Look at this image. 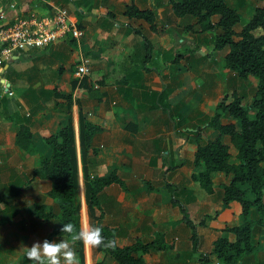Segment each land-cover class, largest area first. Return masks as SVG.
I'll return each instance as SVG.
<instances>
[{"label":"crops","instance_id":"1","mask_svg":"<svg viewBox=\"0 0 264 264\" xmlns=\"http://www.w3.org/2000/svg\"><path fill=\"white\" fill-rule=\"evenodd\" d=\"M130 4L151 11L152 23L128 16ZM56 9H65L68 21L83 31L80 46L67 32L43 48L15 50L0 65V264H32L25 247L62 239L52 235L60 222L59 217H49L60 214V209L49 195L51 181L36 171L41 155L50 153L45 138L69 122L77 150L78 229L92 225L79 152L80 111L99 127L92 138L95 159H86L89 174L102 177L113 172L120 180L98 194L100 223L115 231L117 245L159 237L162 249L136 254L143 257L142 264H222L214 255L208 259L204 255L222 235L233 242L234 233L222 231L242 224L245 217L238 201L223 203L222 187L230 175L212 172L211 191H207L194 178L203 168L195 166L194 158L199 145L218 140L229 147L230 164L239 163L230 136L209 124L217 104L235 89L227 93L217 87L212 96L195 95L199 99L195 107L189 105L192 98L184 102L191 89L201 86L197 82L201 73L194 74L191 66L190 72L183 68L196 52L185 46L200 49L205 40L196 19L176 17L168 0H0V26L32 14L54 18ZM81 57L91 89L77 96L73 83L84 76L79 79L74 73ZM44 63L47 71L41 68ZM12 85L19 86L21 96L14 97ZM53 89L70 93L71 104L53 95ZM220 121L237 123L226 113ZM21 126L31 133L30 149L17 144ZM259 217L250 208L246 218L254 221V250L236 264H264L257 256L259 249L264 250V216L261 222ZM74 247L80 264H118L97 249L81 243Z\"/></svg>","mask_w":264,"mask_h":264},{"label":"trees","instance_id":"2","mask_svg":"<svg viewBox=\"0 0 264 264\" xmlns=\"http://www.w3.org/2000/svg\"><path fill=\"white\" fill-rule=\"evenodd\" d=\"M262 5L254 7L249 20L238 31L241 16L236 8L226 0H168L172 12L176 17L192 16L199 25V32L218 28L213 38L214 50L224 49V66L233 72L234 76L251 85L253 95L246 105H243V96L232 91L225 95L217 104L215 113L210 117L209 124L219 134L230 136L231 149L239 160L238 164H230L231 152L229 147L220 141L208 142L199 145L195 153V166L203 168L195 172L194 178L207 191H211L210 175L214 171H223L230 175V180L222 187V200L226 205L232 200L242 206L244 222L237 226L225 227L222 232H232L235 235L233 242L224 235L218 237L212 250L204 255H214L222 264H236L254 250L252 243V226L254 221L246 218L250 208L254 207L259 217L264 216V0ZM130 17L142 18L149 23L153 21V13L149 10H140L133 4L126 8ZM213 17L216 20L213 21ZM188 26L192 27L191 24ZM186 28V27H185ZM83 78V77H82ZM77 86L76 95L81 96L83 91L91 89L86 76L73 83ZM73 87V89H74ZM71 104L72 95L57 93ZM234 118V124H221L223 114ZM79 152L82 162L84 180V194L88 215L92 226H100L105 238L115 237V231L100 223L101 212L98 205L99 192L111 182H120L115 173L106 176L90 175L86 159L94 161L96 148L92 145V138L99 127L86 120L82 111L79 112ZM31 133L26 126H21L17 134V144L24 149L32 146ZM50 148L48 155H41L39 168L36 173L51 181L49 195L56 201L60 209L57 229L52 235L67 236L61 232L63 223H73L78 229V205L74 203V193L78 189V165L75 133L72 125L67 124L54 134L45 138ZM92 159V160H91ZM36 175V174H35ZM40 209H43L40 207ZM51 214V213H50ZM46 216H49L45 214ZM193 247L196 248V239L193 233ZM82 244V243H81ZM163 244L157 237L150 242L135 241L132 245L112 249L96 248L114 259L118 264H142L143 257L136 254H145L151 249H162Z\"/></svg>","mask_w":264,"mask_h":264},{"label":"rangeland","instance_id":"3","mask_svg":"<svg viewBox=\"0 0 264 264\" xmlns=\"http://www.w3.org/2000/svg\"><path fill=\"white\" fill-rule=\"evenodd\" d=\"M226 1L229 5L236 8L237 11L239 12V15L241 16V20L239 24H237L235 27L236 31H238L240 27L249 20V18L252 15L254 7H259L262 5L260 0H226ZM218 31H219L218 28H214L199 32L200 34H202V36H205L204 42L200 43V45L202 44L200 49H195L194 47H190V45L185 46L186 49L196 51L195 55L192 57L193 59L192 62L190 64L187 63L186 65L183 66V68L186 70L185 72H188L189 67L191 66L190 68L193 70L194 74L201 73L200 79H197V82L201 83V86L196 90L191 89L192 95L184 96L185 97L184 102L187 104L190 102V101L188 102V100L192 98L191 100L193 102L189 104L191 107L192 106L195 107L196 105L195 102H199V99L196 98L195 95L197 97H200V94L202 96L206 94L212 96L211 94L214 93L215 88L217 87H222L224 92L227 93L235 89V91H237L239 95H242L244 97L243 103L245 104L243 105H246L247 101H249L252 97L253 93L251 94L248 92L249 90L251 91L252 88L251 85L248 84V82H245L237 78V76L235 77L233 72L224 66V59H223L224 49L211 50L213 44V38L218 33ZM179 48H183V46L181 45ZM205 49L208 50V52H206ZM212 51H215V53ZM40 53H45V51ZM183 53L186 54L188 52L184 51ZM221 56H223L222 59ZM41 68L44 71L48 70L46 63H44ZM186 78H187L186 79L187 82L190 83L191 78L189 76H187ZM193 88L195 89V87ZM12 89L14 90L15 93L14 97L17 98L22 95V91L19 88V86L12 85ZM200 99L202 100V97ZM52 214L53 215L50 216L49 218H53L56 220L58 217H60V214L58 215L56 213H52ZM259 251L260 252H257L258 254L257 256H259L261 259H264V250L259 249Z\"/></svg>","mask_w":264,"mask_h":264},{"label":"built area","instance_id":"4","mask_svg":"<svg viewBox=\"0 0 264 264\" xmlns=\"http://www.w3.org/2000/svg\"><path fill=\"white\" fill-rule=\"evenodd\" d=\"M51 24H54V27L50 29L48 26ZM67 32H70L80 46L83 31L68 21V13L65 9H56L54 18H36L32 14L27 19H16L8 25L0 26V65L15 50L26 51L43 48ZM74 74L79 79L87 74L85 60L82 57Z\"/></svg>","mask_w":264,"mask_h":264},{"label":"clouds","instance_id":"5","mask_svg":"<svg viewBox=\"0 0 264 264\" xmlns=\"http://www.w3.org/2000/svg\"><path fill=\"white\" fill-rule=\"evenodd\" d=\"M54 222V221H53ZM61 232L67 234L59 241L45 239L42 243L36 242L31 247H25V255L32 264H80L76 248L82 243L88 248H104L114 250L117 247L115 237L105 238L100 226L89 225L86 229H77L73 223H63Z\"/></svg>","mask_w":264,"mask_h":264},{"label":"bare ground","instance_id":"6","mask_svg":"<svg viewBox=\"0 0 264 264\" xmlns=\"http://www.w3.org/2000/svg\"><path fill=\"white\" fill-rule=\"evenodd\" d=\"M86 228H87V227H86ZM86 228H85V229H86Z\"/></svg>","mask_w":264,"mask_h":264}]
</instances>
